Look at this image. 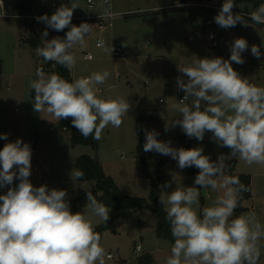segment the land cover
Returning a JSON list of instances; mask_svg holds the SVG:
<instances>
[{
    "label": "clouds",
    "instance_id": "clouds-1",
    "mask_svg": "<svg viewBox=\"0 0 264 264\" xmlns=\"http://www.w3.org/2000/svg\"><path fill=\"white\" fill-rule=\"evenodd\" d=\"M78 7L73 2L71 7L61 5L50 17L47 14L36 17L55 31L69 29L64 38L44 40L43 46L36 48L37 55L45 61L62 65L69 72L77 63L73 48L83 46L92 30L87 22L72 24ZM101 7L105 20L118 15L112 11L111 0H103ZM234 7L235 0H224L214 17L215 23L224 29L237 23L253 28L264 25V4L247 14L251 24L242 13H234ZM47 28L43 37L48 36ZM96 46L105 48V41L99 39ZM261 47L264 44L251 46V54L257 59L262 55ZM248 49L245 38H234L229 46V59L198 58L193 64L178 68L186 77V82L177 78V87L184 96L173 105L181 118L175 119L171 126L166 124L165 131L178 125L187 137L198 141H203L205 133L210 132L218 146L230 150L228 156L249 166L264 165V87L250 83L232 66L233 62L245 63L242 53ZM109 75L104 70L69 82L56 72L45 74L37 68V79L29 82L35 94L34 111H46L58 121L71 118L72 126L85 139L100 141L104 129L109 125L119 128L131 108L122 97L98 96L97 85L104 84ZM190 97L191 105L186 103ZM144 131V152L170 156L181 170L193 166L199 169L194 186H176L170 192L164 191L171 187L170 182L161 186L159 202L174 238L166 264H257L264 225L254 212L231 219L239 206L240 193L248 188L239 177L226 175L228 156L220 154L212 161L202 147L176 148L171 141L158 139L156 130ZM0 139L8 140V134H0ZM31 157L30 144L21 138L5 143L0 149V188L19 181L0 195V264H105L106 250L92 216L106 223L110 208L88 191L84 210L73 213L66 190L31 183ZM84 175L79 169L71 172L74 182ZM201 188L204 194L209 188L222 191L202 213L198 211Z\"/></svg>",
    "mask_w": 264,
    "mask_h": 264
},
{
    "label": "rangeland",
    "instance_id": "rangeland-1",
    "mask_svg": "<svg viewBox=\"0 0 264 264\" xmlns=\"http://www.w3.org/2000/svg\"><path fill=\"white\" fill-rule=\"evenodd\" d=\"M15 1L17 0H0V134H8V140L0 139V149L5 143L18 138L29 143L33 155L31 163L36 164L42 173L41 177H37L36 168H33L29 177L31 183L36 187L47 185L49 189L66 190L70 208L76 205V212H82L86 205H80V192L92 190L96 182L94 180L74 182L71 172L77 170V158L83 155L93 157L95 150L99 155L98 163L102 171L121 193L149 200L150 180L143 171L135 169L137 116L141 115L144 118L141 123L143 129L156 130L159 133L158 139L171 141L173 147H182L179 136L183 131L178 125L165 131L166 124L171 126L175 119L181 118L173 105L179 102L181 95H184L177 87V78L181 77L186 82V77L178 68L189 66L198 58L224 57L230 54L229 46L234 38L243 37L249 44V49L242 53L245 63L233 62L232 66L250 83L264 87V47H261L262 55L259 59L255 58L250 50L253 44L258 46L264 44V25H255L253 28L237 23L235 27L222 28L226 42L219 48H212L204 40L207 27L203 12L199 13L186 6L178 7L177 4L180 5L181 0H111L113 12L129 13L116 18L112 26L101 32L98 30V23L88 16L103 12L101 7L103 0H91L95 3L91 9L87 6L88 0H20L26 5H32L36 11L34 13H44L49 17L61 5L71 7L73 2L77 3L80 7L74 10L72 24L79 26L82 22H87L92 25L91 33L85 37L84 45H76L72 50L77 60L74 67L77 78L107 70L110 73L109 77L104 84L97 85L101 90L98 96L103 99L122 97L131 105L119 128L109 125L104 129L96 149L88 144H72L70 140L72 131L62 129L60 121L54 116L48 125L38 123L36 118L29 121L26 117L25 87L34 80L37 68L43 69L45 74L54 72V69L45 64L43 57L41 64L37 62V58L31 59L33 66L26 65V62L22 61L24 59L18 63L20 59L14 48L20 37L24 43H28L27 46L37 48L40 46L39 43L45 42L44 40H51L57 36L62 38L63 31L66 36L69 29L58 32L46 26L48 36L43 37L45 30L38 29L37 23L25 22L16 17L18 9ZM185 1L218 6H222L224 2V0ZM260 4H264V0H235L234 9L248 14ZM244 18L252 23L249 18ZM30 34H33V37L30 38ZM98 38L105 41V48L108 51L96 46ZM123 44L126 46L122 47ZM115 47H121V54L126 57L125 59L112 57L111 49ZM88 53L93 56L92 59L87 58ZM159 98L164 102H159ZM191 102L190 97L186 103L191 105ZM145 108L148 109L144 110ZM211 135L210 132H206L202 142L210 145L211 152L216 150L219 154L227 156L222 147L214 148L215 141L211 139ZM144 153L150 163L151 177L159 184L160 195L161 186L165 182L171 183V187L164 189L167 192L174 190L176 186L181 188L194 186L195 178L186 168L179 169L177 161L170 156H167L169 166L160 170L157 167L160 154ZM231 158L233 157L226 160L228 165L226 175L252 176V197L243 198L242 206L245 209L240 215L254 212L261 225H264V165L249 166L243 160L233 158L231 168ZM124 164L126 167L123 169ZM18 183L19 181L16 184ZM200 190L202 194L199 198L198 211L202 213L203 208L212 206L213 201L222 195V191L209 188L204 194L203 189ZM88 214L91 215L90 212ZM92 219L95 226L103 223L99 217L92 216ZM156 222V213L150 209H141L116 218L113 226L101 235V245L105 248L106 255L117 253L115 259L105 257V264H122V261L123 264H137V257L146 251L155 259L154 264H166L174 241L157 236ZM138 244L142 246L140 254L135 252ZM260 252L257 264H264V239L260 241Z\"/></svg>",
    "mask_w": 264,
    "mask_h": 264
},
{
    "label": "trees",
    "instance_id": "trees-1",
    "mask_svg": "<svg viewBox=\"0 0 264 264\" xmlns=\"http://www.w3.org/2000/svg\"><path fill=\"white\" fill-rule=\"evenodd\" d=\"M239 1H252V0H239ZM187 1L181 0V3H185ZM15 5L18 9L17 15H28L32 13V7L30 5L24 4L22 1L17 0ZM199 13L203 12L201 9H194ZM28 22L26 20H23ZM65 37V31L62 32V38ZM36 43V42H34ZM39 43V42H38ZM42 47L43 44L39 43ZM54 72L58 73L60 76L71 82L70 72L62 65H56L54 68ZM30 96L34 98V90L29 92ZM144 118L139 115L137 116V126H136V135H137V143H136V164L140 171H143L148 178H150V196L149 200L145 198L136 197V196H129L126 194L121 193L118 188L112 183V181L106 177L104 172L102 171L99 163L94 161L92 156L90 155H83L76 159V169L82 170L85 175L81 180H94L96 182L95 187L90 190L97 198L98 201L103 202L110 208V218L106 223H101L98 226H95V230L102 235V233L111 228L113 225V221L116 218L124 217L130 215L138 210L141 209H150L156 213L157 222H156V234L158 237L163 239H167L170 241H174V238L171 235L170 231V224L166 221L165 216L166 213L164 208L161 206L159 202V195L160 189L159 184L156 182L154 178L151 177L149 172V163L148 158L144 153L143 145L145 143V132L141 125ZM63 128L70 129L72 131V135L70 137L72 144H88L91 145L93 148H97L98 141L88 137L85 139L77 129L72 126L71 118L68 119H61L59 120ZM179 142L183 148H187V146H192L193 148L197 147L195 138H189L183 132L179 136ZM223 151L226 155L230 154V150L227 147H222ZM234 159H230L231 168L233 166ZM164 164L163 160H159L157 162V167L160 168ZM187 172L192 175L196 176L199 172V169L196 167H189L186 168ZM239 177L242 184L246 187L251 185V177L250 175H232ZM18 180H14L13 185L14 187ZM8 188H0V195L6 194ZM86 192L88 191H81L79 194V201L80 205H85L87 203L86 200ZM251 196V192H242L239 196V206L234 210L233 219L240 215L242 211H244V207L242 206L243 198H249ZM77 210V206L74 205L71 211L75 213ZM155 260L153 256L149 253H143L137 257V264H154Z\"/></svg>",
    "mask_w": 264,
    "mask_h": 264
},
{
    "label": "built area",
    "instance_id": "built-area-1",
    "mask_svg": "<svg viewBox=\"0 0 264 264\" xmlns=\"http://www.w3.org/2000/svg\"><path fill=\"white\" fill-rule=\"evenodd\" d=\"M94 5H95V3L93 1H91V0L87 1V6H88L89 9H91ZM180 5L186 6L187 8H190V9H201V10H203V15H204V18H205V25L207 27L206 32H205V36H204V40L206 41V43H207V45L209 47L219 48L223 43L226 42V36L224 35V33L222 31V28L220 26H218L215 23V21H214V17L218 13V11L221 8V6L211 5V4L198 2V1H193V2H188L187 1L185 3H180ZM233 12L234 13H242L239 10H236L234 8H233ZM114 13H118V15H116V16H114L112 18H109L107 20H105V19H103L101 17L102 13L97 14L95 16H88V17H89V19L95 20L98 23V30L101 32L105 28L112 26L113 25V21L116 18H120V16H122L124 14L126 15L129 12H114ZM242 14L244 15V17L249 18L247 13H242ZM42 15H44V14L43 13H40V14L39 13H31V14H28V15H16V17L18 19H21V20H26V21H29V22H35V23L38 24V29L45 30L46 29V25L43 22H38L37 19H36V17L42 16ZM210 36L212 38H210ZM98 39H101V38H98ZM96 45H97V42H96ZM121 52H122L121 47H115V48H112L111 55L114 58L120 57V58L124 59L125 56H123L121 54ZM89 56H91V59L93 58V56L88 53L87 54V58ZM183 96L184 95H181V97L179 98V101L181 99H183ZM159 102L163 103L164 100L162 98H160ZM153 153L154 152H151V154H153ZM247 188H248V191H245V192L250 193L251 192V185L248 186ZM140 250H141V246H140V244H138L135 247V251L139 252ZM106 257L108 259H115L117 257V253H108L106 255Z\"/></svg>",
    "mask_w": 264,
    "mask_h": 264
},
{
    "label": "crops",
    "instance_id": "crops-1",
    "mask_svg": "<svg viewBox=\"0 0 264 264\" xmlns=\"http://www.w3.org/2000/svg\"><path fill=\"white\" fill-rule=\"evenodd\" d=\"M16 2V1H15ZM11 3H12V1H11ZM31 7H32V13H34V12H36V11H34V8H33V6L31 5ZM40 14V13H39ZM44 14V13H43ZM93 16H95V15H93ZM29 37L31 38V37H33V34H30L29 35ZM18 38V37H17ZM21 38L22 37H20V39H19V41H18V44H16V45H14V48H16V55L18 56V58L20 59V61L18 62V63H20L21 62V59H24V60H22V61H25L26 63V65L27 64H30V65H32V61H31V59H33V60H35V58H37V62L39 63V64H41L43 61L41 60V56H39V55H37V53H36V48H33V47H29V46H27L26 44H28V43H24L22 40H21ZM25 38H23V40H24ZM45 42H43V44H44ZM126 45L125 44H123L122 45V47H125ZM27 48H30V49H27ZM15 51V50H14ZM126 58V57H125ZM124 58V59H125ZM46 63L45 64H48L49 65V67L50 68H52V69H54V67H55V62H48V61H45ZM33 66V65H32ZM33 76V75H32ZM70 76H71V82L74 80V79H78L77 78V75L75 74V72H74V68L71 70V72H70ZM35 78L34 79H37V77H36V73H35V76H34ZM30 91H32L30 88H29V85L27 86V87H25V102H26V117L27 118H29V121H31V120H34V118H36L37 119V122L38 123H41V124H45V125H48V123H50L49 122V120L50 119H52V115H50V114H48L46 111L45 112H41V113H37V112H35L34 111V104H33V102H34V98L33 97H31V96H29L30 94H29V92ZM101 92V90L99 89V92L98 93H100ZM160 99V98H159ZM148 108H145L144 110H147ZM147 115H149V114H146V116ZM51 129V128H50ZM1 133V132H0ZM196 140V139H195ZM196 145H197V147H202L203 148V150H204V154L205 155H208L209 157H210V159L212 160V161H215V159L216 158H218V156L220 155L219 154V152L218 151H214V152H211L210 150H209V146L210 145H208V143H206V142H202V141H198V140H196ZM33 147H35V145L33 146ZM214 148H218V145H217V143L215 142V144H214ZM223 151V150H222ZM150 154V153H149ZM228 156V155H227ZM228 157H230V156H228ZM32 158H33V155H32ZM159 160H163L164 161V164L159 168L160 170H164V169H166L168 166H169V160H168V157L166 156H164V155H159V158H158V161ZM134 162H135V160H134ZM31 171L33 170V168L35 169L36 168V176L37 177H41L42 176V173H40V171H39V169L37 168V166H36V164H32L31 163ZM34 166V167H33ZM149 166H150V163H149ZM123 169L126 167V165L124 164L123 166ZM135 169H138V167H137V164L135 163ZM251 176V175H250ZM194 178H195V176H193ZM149 180H150V178H148ZM252 193H253V191H252V176H251V196L249 197V199H251V197H252ZM104 232H106V231H104ZM141 246V245H140ZM142 251V246H141V250L139 251V252H141ZM136 253H139V252H137V251H135ZM146 253H149V254H151L150 252H148V251H146ZM140 254V253H139ZM155 260V259H154ZM123 263H124V261H122ZM122 263V264H123Z\"/></svg>",
    "mask_w": 264,
    "mask_h": 264
},
{
    "label": "water",
    "instance_id": "water-1",
    "mask_svg": "<svg viewBox=\"0 0 264 264\" xmlns=\"http://www.w3.org/2000/svg\"><path fill=\"white\" fill-rule=\"evenodd\" d=\"M224 59H229L230 58V54L226 55L223 57ZM190 148H193V147H188L187 149H190ZM94 161L98 162L99 161V155L97 153V150H95V153H94V156L92 157Z\"/></svg>",
    "mask_w": 264,
    "mask_h": 264
}]
</instances>
